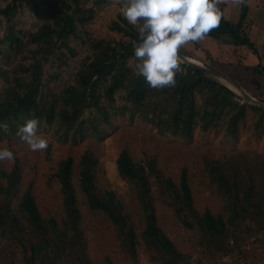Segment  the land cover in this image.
Wrapping results in <instances>:
<instances>
[{
  "label": "trees",
  "instance_id": "obj_1",
  "mask_svg": "<svg viewBox=\"0 0 264 264\" xmlns=\"http://www.w3.org/2000/svg\"><path fill=\"white\" fill-rule=\"evenodd\" d=\"M0 1V138L43 129L63 139H101L114 126L113 115L124 112L164 137L189 140L196 130L221 129L225 140L236 142L241 129L249 128L264 138V107L242 101L215 77L179 61L153 17L136 23L119 0ZM216 1L165 0L164 30L182 55L224 73L264 101V66L219 60L198 41L206 36L255 48L243 0L236 22L216 14ZM26 4L35 16L27 24L21 20ZM176 8L185 15L181 36L172 28ZM97 22L109 33L90 36L88 28ZM97 164L89 149L77 162L72 156L58 161L53 173L61 200L58 217L41 215L30 184L19 193L17 162L0 169V233L17 242L26 264H95L82 205L107 217L131 264H137L139 246L157 264L192 262L158 224L156 201L195 234L200 256L219 261L240 253L238 237L264 249V200L251 186L242 188L222 159L202 158L207 182L221 198L220 210L199 211L185 168L175 181L162 172L155 155L135 160L121 149L116 170L135 189L143 216L139 232L118 195L99 184Z\"/></svg>",
  "mask_w": 264,
  "mask_h": 264
},
{
  "label": "rangeland",
  "instance_id": "obj_2",
  "mask_svg": "<svg viewBox=\"0 0 264 264\" xmlns=\"http://www.w3.org/2000/svg\"><path fill=\"white\" fill-rule=\"evenodd\" d=\"M119 1L122 10L132 21L138 23L152 17L156 20L158 0L156 7V0ZM219 1L221 5L217 6V15L230 20L239 18L240 11L237 1ZM244 12L245 19L252 23L249 34L255 47L254 50L245 46L217 43L206 36H200L198 41L219 60L236 61L239 59L247 64L260 63L264 66V0H248ZM174 13L172 28L181 36L184 30L185 15L180 9H175ZM102 15L106 16L108 12ZM34 17L26 4L21 20L27 24ZM92 25L88 28L90 36H104L109 33L101 23L97 22ZM1 29L0 26V33ZM184 42L189 49H193L191 43L185 40ZM192 59L202 63L196 58ZM216 71L252 96L227 75ZM222 83L241 96L229 83ZM241 98L245 101L242 96ZM119 107L118 105V109ZM112 119L114 126L101 139L93 137L76 140L63 139L43 129L26 130L9 140L0 138V169L7 170L14 162H17L21 169L19 193L30 184L41 215L58 217L61 200L53 176L58 161L66 156H72L74 162H77L83 151L92 150L98 159L96 173L99 184L103 188L113 190L118 195L138 232L143 226V216L136 199L135 189L122 179L116 170L115 160L123 148L135 160L145 154L155 155L162 172L175 181H178L181 169L185 168L193 192L194 205L199 211L209 208L217 212L221 207V198L208 184L206 174L202 169L203 156L222 159L226 163L230 176L237 180L242 188L251 186L255 195L264 200V138L254 136L249 128L241 129L236 142L225 140L221 129L205 133L196 130L191 139L183 140L179 137H164L158 134L151 125L133 118L128 112L116 113ZM80 210L89 242L88 251L95 264H131L119 248L115 231L107 217L102 212L91 211L87 206L82 205ZM156 213L158 224L176 247L182 253L191 256L190 264H264L263 246L259 243L251 244L242 237L237 239V249L241 251L240 253L237 252L219 261L200 256L195 244V234L181 226L170 207L156 201ZM0 264H26L22 249L17 242L1 233ZM34 264L43 263L37 260ZM137 264L157 263L149 259L143 246H139Z\"/></svg>",
  "mask_w": 264,
  "mask_h": 264
},
{
  "label": "water",
  "instance_id": "obj_3",
  "mask_svg": "<svg viewBox=\"0 0 264 264\" xmlns=\"http://www.w3.org/2000/svg\"><path fill=\"white\" fill-rule=\"evenodd\" d=\"M163 12H164V0H158L155 27H156L160 37L167 43L169 49L171 50V52L176 56V58L179 61H181L184 64L199 68V69L205 71L206 73H208L209 75H211L217 79H220L224 83H227V84L229 83L231 87H233L234 89H236L240 93V95L243 97V99L246 102L253 103V104L264 107V101L253 98L245 90H243L241 87L237 86L235 83H233L232 81H230L226 77L222 76L216 70H214V69H212V68H210V67H208V66H206V65H204V64H202V63H200V62H198L192 58H188V57L182 55L177 50V48L171 43V41L169 40V38L166 34V31L164 30V27L162 24Z\"/></svg>",
  "mask_w": 264,
  "mask_h": 264
},
{
  "label": "crops",
  "instance_id": "obj_4",
  "mask_svg": "<svg viewBox=\"0 0 264 264\" xmlns=\"http://www.w3.org/2000/svg\"><path fill=\"white\" fill-rule=\"evenodd\" d=\"M235 1H237L238 3H239V11H240V16L242 15V12H241V10H242V8H241V6H242V0H235ZM246 2H248V0H243V7L245 8V6H246ZM216 3H217V6L218 5H221V2L219 1V0H217L216 1ZM219 3V4H218ZM164 4H165V0H164ZM176 9H178V8H176ZM174 15H175V13H174ZM222 16V15H221ZM240 16H239V18H240ZM224 17V16H223ZM225 18V17H224ZM238 18V19H239ZM226 19H228V18H226ZM238 19H236V20H230V19H228V20H230V21H233V22H236ZM246 21H249L250 22V25H249V27H248V36H249V38H250V34H249V32H250V29H251V26H252V23H251V21L250 20H247V19H245ZM251 40V39H250ZM254 45V44H253Z\"/></svg>",
  "mask_w": 264,
  "mask_h": 264
}]
</instances>
